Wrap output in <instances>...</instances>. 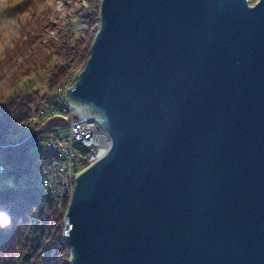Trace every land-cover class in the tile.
Here are the masks:
<instances>
[{
	"label": "water",
	"instance_id": "95a60500",
	"mask_svg": "<svg viewBox=\"0 0 264 264\" xmlns=\"http://www.w3.org/2000/svg\"><path fill=\"white\" fill-rule=\"evenodd\" d=\"M65 100L70 264H264V0H101Z\"/></svg>",
	"mask_w": 264,
	"mask_h": 264
},
{
	"label": "trees",
	"instance_id": "16d2710c",
	"mask_svg": "<svg viewBox=\"0 0 264 264\" xmlns=\"http://www.w3.org/2000/svg\"><path fill=\"white\" fill-rule=\"evenodd\" d=\"M256 1L251 0L252 3ZM77 3L80 7L77 12L80 15L79 29L74 32L70 27L58 26L56 36L51 38L52 54L65 51V55L51 71L47 81L48 93L61 89L75 73H80L90 54L101 0H78ZM21 41L26 49L35 51L37 39L32 43L27 34ZM10 55L12 52L9 51L4 58ZM43 102V97L35 102L29 94H14L0 109V183L12 179L15 184L14 188L0 186V205L7 206L13 217L12 227L0 230V264H70L71 251L62 237V221L69 204L64 199L60 206L56 205L46 191L36 186V180L47 170L49 160L44 156L34 158V152L39 144L55 138L56 134L33 130L29 135L18 137L32 115L44 106ZM21 180L31 181V184H18L17 181Z\"/></svg>",
	"mask_w": 264,
	"mask_h": 264
},
{
	"label": "rangeland",
	"instance_id": "374dc122",
	"mask_svg": "<svg viewBox=\"0 0 264 264\" xmlns=\"http://www.w3.org/2000/svg\"><path fill=\"white\" fill-rule=\"evenodd\" d=\"M77 1L0 0V61L2 60L0 63V109L6 105L14 94H29L35 99V102H39V99L43 97V107L47 105L53 107V104H60V99L57 95L60 89L56 92L48 93L47 81L51 71L58 65L61 56L65 55V51L59 55L52 54L51 50L53 46L51 45V38L56 36L58 26L70 27L74 32L79 29L80 15L77 12H79L80 7ZM247 1L250 6L254 4L251 0ZM27 34L30 35L32 43L34 39H37L38 43L34 52L33 48L31 50L30 48L26 49L25 44L21 41V38H26ZM9 51L12 52V55L8 56L10 58L5 63L8 57L4 58V56ZM26 59L27 62L24 61ZM40 59H43L44 62ZM78 74V72L75 73L72 76L73 79H71L75 80ZM35 114L37 112L32 116ZM61 119L55 118L53 115L44 118L38 124H33L29 133L35 130L37 133L43 134L47 130L50 131L49 129L53 127L68 124ZM49 122L50 124H47ZM45 124L47 126L42 128ZM50 132L56 134V137L53 139L58 138L57 132ZM23 182L28 185L31 184V181H17L18 184H23ZM62 183H60L61 187H59V190L65 189L67 184L65 177ZM52 201L57 205V201L53 199ZM64 235L65 227L62 221V237ZM70 261L69 259V263Z\"/></svg>",
	"mask_w": 264,
	"mask_h": 264
},
{
	"label": "built area",
	"instance_id": "2783aa9c",
	"mask_svg": "<svg viewBox=\"0 0 264 264\" xmlns=\"http://www.w3.org/2000/svg\"><path fill=\"white\" fill-rule=\"evenodd\" d=\"M71 78L58 90L57 95L60 99V104H53V107L51 105L43 107L31 117L29 123L23 126L21 133L18 135L19 138L29 135L33 124H38L40 120L52 115L58 119L62 118L63 121L68 123L67 125L49 129L57 132L58 138L43 141L34 152V158L44 156L49 160L48 168L36 180V186L38 189L46 191L51 199L58 202V206L61 205L64 199L69 204L77 175L95 163L106 149L101 131L95 125L80 124L81 121L66 103L65 92L73 87L77 76L75 80ZM78 148L84 150V153L81 154ZM64 177L67 184L64 190H59V187H61L60 183L63 182ZM65 216L63 220L64 227L66 223ZM66 233L67 230L65 228L63 239H65Z\"/></svg>",
	"mask_w": 264,
	"mask_h": 264
},
{
	"label": "clouds",
	"instance_id": "9594fccd",
	"mask_svg": "<svg viewBox=\"0 0 264 264\" xmlns=\"http://www.w3.org/2000/svg\"><path fill=\"white\" fill-rule=\"evenodd\" d=\"M0 171H2V167H0ZM0 186L7 187V188H14L15 184L12 180L3 181L0 183ZM20 221L17 220V223ZM13 224V217L10 213V210L5 205H0V230H8L12 227Z\"/></svg>",
	"mask_w": 264,
	"mask_h": 264
}]
</instances>
